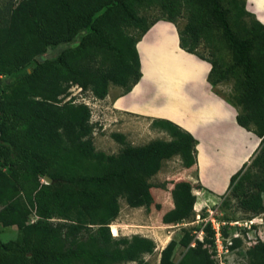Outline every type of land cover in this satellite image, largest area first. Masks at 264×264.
Segmentation results:
<instances>
[{
    "label": "trees",
    "instance_id": "1",
    "mask_svg": "<svg viewBox=\"0 0 264 264\" xmlns=\"http://www.w3.org/2000/svg\"><path fill=\"white\" fill-rule=\"evenodd\" d=\"M152 10L158 13L153 19ZM183 12L180 48L211 64L212 87L232 83L226 100L237 110V124L260 139L250 167L230 178L227 193L251 218L263 215L264 229V24L245 0H20L0 20V227L19 232L17 240H0V264H149L144 257L155 250L152 239L110 233L119 200L149 210L151 178L175 156L191 168L195 139L155 119L150 127L170 140L133 146L113 133L120 151H97L91 109L69 91L77 86L97 100L111 85L129 92L141 78L137 42L158 21L175 24ZM202 42L210 59L197 53ZM45 176L52 183L43 182ZM193 189L186 181L173 183V208L162 215L163 224L193 221ZM202 231V240L187 230L170 240L158 264H218L210 252L212 225ZM222 233L227 237L224 227ZM242 243L232 239L230 251ZM177 248L182 253L174 261ZM242 256L245 264H264V241Z\"/></svg>",
    "mask_w": 264,
    "mask_h": 264
},
{
    "label": "crops",
    "instance_id": "2",
    "mask_svg": "<svg viewBox=\"0 0 264 264\" xmlns=\"http://www.w3.org/2000/svg\"><path fill=\"white\" fill-rule=\"evenodd\" d=\"M255 2L245 0L246 9L264 24V5ZM136 49L141 71L139 82L125 94H112L109 88L107 97L99 101L110 113L99 111V118L101 114H112L119 120L134 122L130 137L133 146L153 139L170 140L165 132L150 127L155 119L170 121L191 134L195 139V164L186 168L178 156L165 160L151 182L155 177L162 184L168 181L165 187L171 191L170 178L179 173L173 182H189L194 187L195 205L204 208L208 201L227 193L230 178L244 164H250L260 139L237 124L236 108L217 92L223 84L215 87L209 84L211 64L180 48L174 23L163 20L155 23L137 42ZM143 66L149 68L144 72ZM145 128L158 138L134 144L133 141L145 138ZM177 163L181 164V171L176 168ZM172 208L173 203L167 211Z\"/></svg>",
    "mask_w": 264,
    "mask_h": 264
},
{
    "label": "rangeland",
    "instance_id": "3",
    "mask_svg": "<svg viewBox=\"0 0 264 264\" xmlns=\"http://www.w3.org/2000/svg\"><path fill=\"white\" fill-rule=\"evenodd\" d=\"M18 1L20 0H0V20L5 16L8 5L17 3ZM255 3H260V5L263 6L264 0H257V2ZM157 15L158 13L154 10L148 12L149 18L153 19ZM186 21L187 14L183 12L181 17L178 18L175 23L177 29H182L186 24ZM197 53L201 54L207 59L211 58L208 45L203 42L197 49ZM109 88L112 94H119L123 92L122 88L116 86L111 85ZM231 91L232 83L223 84L221 88L217 89V92L225 98H228V96L231 94ZM71 97L75 99L76 103L80 102L81 99H85L91 106V123L94 126L93 143L97 151H102L108 155L117 154L120 151L123 145H121L120 142L114 140L111 137V134L113 133L124 135L126 138V143L131 144L132 140L130 137L133 133L132 131L134 129V122L128 121L126 119L119 120L118 118L113 117L112 114H101V118H99V111L103 110L105 111V113H110V110H106L103 104L100 103L99 100L94 99L90 93L83 92L77 87H72L70 89L69 98ZM145 133V138H141L140 141H133V143L143 144L144 142H147L153 138H158L157 135L149 132L147 128H145ZM161 137L166 136L163 135ZM250 164H248V167H250ZM180 167L181 164L177 163L176 168L179 171H181ZM178 174L179 173H175L171 176V183H174L173 181L177 178ZM152 183L154 187L152 188L151 193L154 198V204L150 207V209L146 210L145 208H130L126 205L125 201L121 199L119 200V216L116 221H114L110 225V233L113 237L118 238L140 235L152 239L155 242V250L153 254L146 255L144 257V259L148 261L149 264H158L161 250L168 244L170 240L174 239L175 241H178L182 237L184 230L190 231L193 235H195L196 238L202 239L204 234L201 233V230L204 228V226L203 224L198 222L199 220H197L196 216L197 214L201 215L203 213V210H205L204 212H206L204 221H210L211 219H214L216 222L224 223L223 227L228 237H232L234 233L236 234L237 232H243V229H245L246 231L245 235L241 233L239 236L243 242L242 246L238 249L230 251V253L226 255L225 261L223 259L224 264H245V260L242 256L244 251L249 246L253 245L257 240L264 241V229L262 226L263 215L251 218L252 216L249 213H246L242 209H240L235 200L228 198V193L218 197L217 199L208 201L207 206H204V208H200L199 206L195 205V217L191 222L185 221L182 224L177 225L163 224L161 221L162 213L165 211L167 212L171 203L173 202L169 193L170 191L166 187L165 189H162L160 187L162 183L160 182L159 177H155L152 180ZM156 204L160 205V210L155 207ZM249 220H252L251 223L253 224L248 230L245 226V223ZM18 238L19 232L16 227H0V240L2 242L17 240ZM181 253L182 249L177 248L173 258L174 261H177L180 258ZM217 263L219 264L218 261Z\"/></svg>",
    "mask_w": 264,
    "mask_h": 264
},
{
    "label": "built area",
    "instance_id": "4",
    "mask_svg": "<svg viewBox=\"0 0 264 264\" xmlns=\"http://www.w3.org/2000/svg\"><path fill=\"white\" fill-rule=\"evenodd\" d=\"M75 87H77V86H75ZM77 88L80 89L79 87H77ZM80 102L91 107L89 105V103L87 102V100H85V99H81ZM196 217H197V220H199L198 222L203 224V226H205L208 222L212 225V229L214 230V250H211L210 252L214 253L212 258L216 262L218 261L219 264H224L226 255L228 253H230L229 247L232 245V239L240 238L239 236H240L241 232H239V233L237 232L236 234L234 233L232 235V237H228V236L225 237L222 233V227L224 226V223L216 222L214 219H211L210 221H204L205 219H201L199 214H197ZM251 222H252V220H249L245 223V226L248 230L251 228V226L253 224ZM233 226H237V225H233ZM238 226H240V225H238ZM201 233H203L202 230H201ZM200 240H202V239H200ZM223 259H224V261H223Z\"/></svg>",
    "mask_w": 264,
    "mask_h": 264
},
{
    "label": "water",
    "instance_id": "5",
    "mask_svg": "<svg viewBox=\"0 0 264 264\" xmlns=\"http://www.w3.org/2000/svg\"><path fill=\"white\" fill-rule=\"evenodd\" d=\"M43 182H45V183H47V184L52 183L51 179H50L49 177H47V176H45V177L43 178Z\"/></svg>",
    "mask_w": 264,
    "mask_h": 264
},
{
    "label": "bare ground",
    "instance_id": "6",
    "mask_svg": "<svg viewBox=\"0 0 264 264\" xmlns=\"http://www.w3.org/2000/svg\"><path fill=\"white\" fill-rule=\"evenodd\" d=\"M146 66H147V64H146ZM146 66H145V68H149V67H146ZM145 68H144V66H143L142 69L144 70ZM151 71H152V70H151ZM144 72H145V70H144ZM213 167H214V166H213ZM220 173H222V172H220ZM220 173H219V174H220ZM219 174H218V176H219ZM223 176H224V175H223Z\"/></svg>",
    "mask_w": 264,
    "mask_h": 264
}]
</instances>
